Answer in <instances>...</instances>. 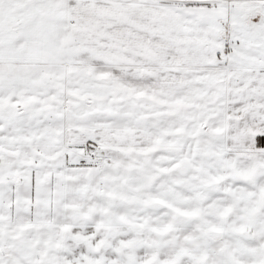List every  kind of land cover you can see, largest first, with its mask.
I'll return each mask as SVG.
<instances>
[{"label": "snow or ice", "instance_id": "obj_1", "mask_svg": "<svg viewBox=\"0 0 264 264\" xmlns=\"http://www.w3.org/2000/svg\"><path fill=\"white\" fill-rule=\"evenodd\" d=\"M0 264H264V0H0Z\"/></svg>", "mask_w": 264, "mask_h": 264}]
</instances>
